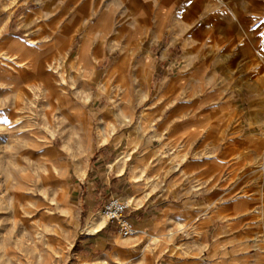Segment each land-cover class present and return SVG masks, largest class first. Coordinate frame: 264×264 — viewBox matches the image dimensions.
<instances>
[{
	"label": "rangeland",
	"instance_id": "obj_1",
	"mask_svg": "<svg viewBox=\"0 0 264 264\" xmlns=\"http://www.w3.org/2000/svg\"><path fill=\"white\" fill-rule=\"evenodd\" d=\"M103 262L264 264V0H0V264Z\"/></svg>",
	"mask_w": 264,
	"mask_h": 264
},
{
	"label": "crops",
	"instance_id": "obj_2",
	"mask_svg": "<svg viewBox=\"0 0 264 264\" xmlns=\"http://www.w3.org/2000/svg\"><path fill=\"white\" fill-rule=\"evenodd\" d=\"M17 7H22V6H21V4H18ZM232 15H234V14H232ZM121 65L122 64L120 62H118L116 65V68L120 67ZM131 160H132L131 156L128 155L123 162L122 169H120V170L118 168H115L113 170L112 165H114V163H111L109 165V167L107 168L108 169L107 171H109L108 173L110 174V179L107 181L108 182V188H112L113 190L119 191L121 188H124V187L134 188V186H137L139 181L136 178V174L132 170H129V168H128L129 162ZM130 192L136 193L137 190L131 189ZM128 201L130 202V198L128 199ZM158 206H159L158 204H155V200L151 201V199H148V201L147 200H142L141 202L135 201L133 208L137 214L142 215L141 219L145 220L148 216H154V215L158 214V212L160 211L158 209ZM130 219H131V221L134 220L132 217ZM99 221H96V222L98 223ZM89 222H90V220L88 221V223ZM103 225H104V223L102 222L101 226L94 232H89L88 230L87 231L89 233H96L98 231H101V228L104 227ZM133 225H134V223H133ZM102 239H104V238H102ZM103 263H106V262H103Z\"/></svg>",
	"mask_w": 264,
	"mask_h": 264
},
{
	"label": "built area",
	"instance_id": "obj_3",
	"mask_svg": "<svg viewBox=\"0 0 264 264\" xmlns=\"http://www.w3.org/2000/svg\"><path fill=\"white\" fill-rule=\"evenodd\" d=\"M129 205L117 197L107 200L101 210L106 223L112 224L122 239L129 237L134 232V225L127 212Z\"/></svg>",
	"mask_w": 264,
	"mask_h": 264
},
{
	"label": "bare ground",
	"instance_id": "obj_4",
	"mask_svg": "<svg viewBox=\"0 0 264 264\" xmlns=\"http://www.w3.org/2000/svg\"><path fill=\"white\" fill-rule=\"evenodd\" d=\"M102 224V221H99L98 223L96 221L90 220V222L87 224V229L89 232L96 231ZM107 264V263H105Z\"/></svg>",
	"mask_w": 264,
	"mask_h": 264
}]
</instances>
